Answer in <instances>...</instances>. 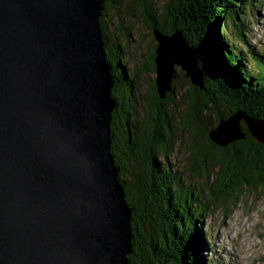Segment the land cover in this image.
Returning <instances> with one entry per match:
<instances>
[{"label":"water","instance_id":"obj_1","mask_svg":"<svg viewBox=\"0 0 264 264\" xmlns=\"http://www.w3.org/2000/svg\"><path fill=\"white\" fill-rule=\"evenodd\" d=\"M103 3L0 0V264H129ZM153 38L159 98L175 81L179 95L185 83L202 92L203 65L181 32ZM213 123L219 148L247 137L264 148V121L238 110Z\"/></svg>","mask_w":264,"mask_h":264},{"label":"trees","instance_id":"obj_2","mask_svg":"<svg viewBox=\"0 0 264 264\" xmlns=\"http://www.w3.org/2000/svg\"><path fill=\"white\" fill-rule=\"evenodd\" d=\"M116 4L119 6L116 1L104 0L99 23L116 102L111 117V155L131 210L129 264H205L199 253L206 237L195 219L207 214L206 204L223 206L245 186L256 184L264 191L263 147L251 137L226 148L208 140L213 122L224 114L239 110L264 121V44L248 42L250 19H258L264 0L167 1L160 24L155 19L148 22L151 36L155 30L165 36L181 32L203 65L204 87L199 92L185 83L187 90L179 95L182 86L176 90L175 81L172 91L160 99L153 80L138 100L137 70L128 69L122 47L113 43L107 31L108 15ZM137 5L138 15L146 21L149 15L142 0H137ZM118 31L126 32L121 22ZM155 47L143 63L145 71L152 73ZM120 101L127 106L122 107ZM208 103L212 117L203 114ZM173 132L186 138V177H202L198 187L185 183L182 173L168 162L175 142ZM212 168L217 170L213 182ZM203 192L209 196L206 204L200 201Z\"/></svg>","mask_w":264,"mask_h":264},{"label":"rangeland","instance_id":"obj_3","mask_svg":"<svg viewBox=\"0 0 264 264\" xmlns=\"http://www.w3.org/2000/svg\"><path fill=\"white\" fill-rule=\"evenodd\" d=\"M113 1L119 6L116 4L113 14L108 15L113 22V28L107 23V31L111 35L113 29V43L122 47L121 55L128 58V69L137 70L138 100L140 95H145L148 83L155 80V73L145 71L143 64L148 51L156 45L148 22L155 19L160 24L163 7L169 0H142L149 15L146 21L138 15L137 0ZM117 13L119 16H116ZM257 18H249L250 22L248 21L249 44H264V8L259 9ZM120 22L122 28L126 30L125 34L122 32L123 35L118 31ZM172 139L175 142L168 162L182 173L181 179L185 183L193 182L195 187H198L203 180L202 177L191 180L186 177L188 176L186 138L178 137V134L175 135L173 132ZM210 170L213 173L211 175L213 182L217 170L213 168ZM208 200V193L203 192L200 201L206 204ZM206 205L207 214L202 219L198 217L195 219L206 237L204 247L199 253V257L203 256L205 264H264V191L256 184L251 187L245 186L236 198H232L228 203L224 201L223 206L219 203Z\"/></svg>","mask_w":264,"mask_h":264},{"label":"flooded vegetation","instance_id":"obj_4","mask_svg":"<svg viewBox=\"0 0 264 264\" xmlns=\"http://www.w3.org/2000/svg\"><path fill=\"white\" fill-rule=\"evenodd\" d=\"M110 24H111V27L113 28V22H110ZM111 36L113 37V29L111 30ZM126 101V100H125ZM125 101H120L121 102V105H122V107H125V106H127V103H125Z\"/></svg>","mask_w":264,"mask_h":264},{"label":"bare ground","instance_id":"obj_5","mask_svg":"<svg viewBox=\"0 0 264 264\" xmlns=\"http://www.w3.org/2000/svg\"><path fill=\"white\" fill-rule=\"evenodd\" d=\"M211 4V3H210ZM245 85V84H244ZM255 111V110H254ZM162 154V153H161ZM236 157V156H235ZM211 158V157H210ZM121 159V158H120ZM222 163V162H221ZM153 164V163H152ZM219 172H220V170H219ZM123 177V176H122ZM132 178V177H131ZM203 191V190H202ZM214 191V190H213ZM213 194V193H212ZM220 195V194H219ZM143 251V250H142Z\"/></svg>","mask_w":264,"mask_h":264}]
</instances>
